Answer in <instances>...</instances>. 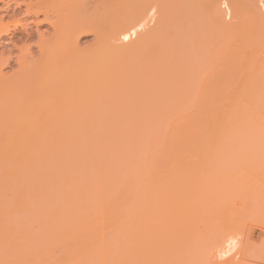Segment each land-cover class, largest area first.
I'll return each instance as SVG.
<instances>
[{
  "label": "bare ground",
  "instance_id": "obj_1",
  "mask_svg": "<svg viewBox=\"0 0 264 264\" xmlns=\"http://www.w3.org/2000/svg\"><path fill=\"white\" fill-rule=\"evenodd\" d=\"M228 1L233 10L229 24L228 17L222 16L224 8L220 12L219 0H125L121 5L133 13L125 25L141 23L146 28L129 44H121L112 31L100 44L104 63L97 68L89 65L88 59L94 56L86 54V59L72 51L73 40V45L63 43L61 46L66 48L62 50L54 37L44 41L45 48L41 45L40 65L24 62L19 81L4 79L1 68L5 65L0 66V92L8 94L7 106L3 100L8 112L0 116L10 124L7 128L6 118L0 119L6 128L0 129V181L6 179L2 180L8 183L5 190L11 192L1 194L4 200H0L6 202L12 195L10 203L6 202L9 206L0 205L10 213L8 237L14 249L9 250L18 255L10 252L13 264L16 259H34V254H29V244L35 245L36 258L37 252L49 258L53 249L67 244L60 246L59 254L65 250L59 259L53 255L56 260L51 264H196L193 261L200 250L206 249L204 245L202 250L201 244L217 235L218 226L225 225V220L222 223L217 216L221 212L217 206L227 201H220V196L225 200L222 190L210 185L220 178L223 183L230 176V172L229 176L224 173V167L217 174L215 169L206 168L210 166L209 156L212 162L215 159V152L203 159L209 153L205 149L215 145L226 148L232 143L239 146L242 142L252 147L254 142L264 141L263 135L253 134L264 133V13L260 0ZM1 3L4 6L0 12L6 14L0 17V48L5 39L13 42L17 38L24 19H39L40 15L45 16V21L51 19V7L45 4L48 2L0 0ZM11 11L13 16L22 17L5 25ZM151 11L154 14L150 15ZM149 22H153L151 27ZM58 26L54 24L53 30L59 35ZM17 39L25 42L32 37ZM7 57L9 61L11 55ZM187 145L197 149L207 145L203 147L206 152H200L201 148L198 151L199 162L203 159L205 165L201 163V167L206 168L200 169L203 176L200 170L198 175H191L193 171L189 174L181 166L182 160L194 151L184 150L188 155L183 158L177 154L174 167L178 166L172 167L176 151L187 149ZM212 165L218 170L215 163ZM190 175H197L200 181L194 179L197 183H192ZM233 176L228 180L233 181ZM225 185L221 184L222 188L234 192V184ZM0 187L4 193V186ZM250 199L244 198L245 202ZM261 200L256 204L261 205ZM248 210L252 212V206ZM232 214L230 218L234 219ZM225 216L229 217V213ZM0 224V228L4 226ZM14 241L20 250H16ZM23 249L29 257L22 253Z\"/></svg>",
  "mask_w": 264,
  "mask_h": 264
},
{
  "label": "rangeland",
  "instance_id": "obj_2",
  "mask_svg": "<svg viewBox=\"0 0 264 264\" xmlns=\"http://www.w3.org/2000/svg\"><path fill=\"white\" fill-rule=\"evenodd\" d=\"M30 1H34V2H38V3H44V2H48V3H45V4H47L49 7H51L50 9H51V11H52V13H51V11H50V21H45V16L44 15H40L38 18L39 19H37L36 17H28L27 19H24L25 21H24V26L23 27H18V29H17V31L19 32L16 36H17V38H24V37H26L27 35H29V36H31L32 37V40L31 41H25V42H19L18 41V39L16 38L15 40H13V42H11L8 38L7 39H5V41L3 42V47L1 46V48H0V66H2V65H5V66H3L1 69V74H2V76H4V79H8V78H10L11 80H15V81H19L20 80V77H21V74H22V72L24 71V69H23V66L25 65L24 64V62H26L27 63V61H33V62H35V63H37L38 62V64L37 65H40L41 63V61H42V59H43V55H41L42 53H40L41 51H40V47H41V45H43L44 44V41H46L47 39L48 40H50V39H53V37H54V42L56 43V41H58V43H57V46H61L63 43L65 44V43H67V42H72L71 40H73L74 42H75V48H73V50L72 51H74L75 53L78 51V52H80V54L79 55H81V56H83L82 58H86V56H89L90 55V58L92 57V56H94V58L93 59H88V58H86V59H88V61L90 62V60H91V64H89L90 65V67H92V68H97L98 66H100L101 65V62H103V56L102 55H100V51H99V49H100V44H102L106 39H107V37H108V35H110L111 33H116L117 35H118V37H119V40L121 41V44L123 43V44H129V43H131V42H133V40H136V39H138V34H139V32H141V31H144V29L146 28V27H144L143 28V26H141V25H139V24H141V23H136V24H132V25H125L126 24V21L128 20V18H130V16L133 14H131V12H130V10L129 9H127V7H125L124 5H121V4H123L122 2H125V0H30ZM49 1H51V2H49ZM73 2V3H72ZM121 2V3H120ZM219 2H222L221 4H219L221 7V9H220V12L222 13V11H224L225 12V14H223L222 16H223V18L225 19V18H227L228 19V24H229V20H230V18L232 19V17H233V15H232V17H231V14H233V10L231 9V11H230V7H231V4H229V6L227 5L228 4V0H227V2H226V0H219ZM55 4V5H54ZM73 4V5H72ZM117 4V5H116ZM260 5V8H261V11L264 13V0H260V3H259ZM119 5V6H118ZM4 6V4H0V7H3ZM15 6H13V8H14ZM123 7V8H122ZM54 8V10H52ZM222 8H224L223 10H222ZM226 8V9H225ZM229 8V9H228ZM263 8V9H262ZM24 9V8H23ZM59 9V10H58ZM114 9H115V11H114ZM56 10H57V12H56ZM100 10V11H99ZM129 10V11H128ZM222 10V11H221ZM55 13H54V12ZM60 12V13H59ZM116 12V13H115ZM223 12V13H224ZM4 13H5V11L3 12V11H1L0 12V17L2 16V15H4ZM6 14V13H5ZM114 14H115V16H114ZM121 14V15H120ZM152 14H154V11H151V14L150 15H152ZM227 14V15H226ZM59 15V16H58ZM17 16V17H16ZM16 16H13V12L11 11L10 12V16H8V17H6L5 19L6 20H4V24L6 25V23H12V24H14L13 22L15 21V23H16V19H19V18H21L22 17V15H16ZM117 17V18H116ZM151 16H149V18H150ZM43 18V19H42ZM59 18V19H58ZM226 19V20H227ZM74 20V21H73ZM148 20V19H147ZM146 20V21H147ZM150 20V19H149ZM233 21V20H232ZM232 21H231V23H232ZM33 22V23H32ZM50 22H53V24H51ZM57 22H58V24H57ZM118 22V23H117ZM234 22V21H233ZM150 24H148V26H152L153 25V22H149ZM152 23V24H151ZM227 23V22H226ZM60 25V27L58 26V28H59V35H58V33L57 34H55V32H54V30H53V25ZM117 25H120V26H117ZM135 25V26H134ZM11 26V25H10ZM114 26V27H113ZM126 26V27H125ZM141 26V27H140ZM26 27V28H25ZM11 28L13 29L14 28V26L12 25L11 26ZM62 28V31L60 30ZM136 28V29H135ZM100 30V31H99ZM117 30V31H116ZM113 31V32H112ZM78 32V33H77ZM136 32V33H135ZM57 35V36H56ZM128 35V36H127ZM36 36V37H35ZM97 36V37H96ZM42 38V39H41ZM7 40V41H6ZM43 40V41H42ZM47 40V41H48ZM70 40V41H69ZM122 40H123V42H122ZM8 41H10L9 43H8ZM120 41H118L119 43H120ZM6 42H7V44H6ZM74 42H72V45H73V43ZM13 43V44H12ZM4 44H6V45H4ZM12 44V45H11ZM25 44V45H24ZM45 44H46V42H45ZM63 44V45H64ZM16 45V46H15ZM19 45V46H18ZM30 46V47H29ZM44 46V45H43ZM46 46V45H45ZM45 46L43 47V48H45ZM25 48V49H24ZM61 49L62 48H66L65 46L63 47V46H61L60 47ZM9 49V50H8ZM25 50V51H24ZM63 50V49H62ZM25 53H24V52ZM9 53H11V54H9ZM24 53V54H23ZM82 53H84V54H82ZM86 54H88V55H86ZM9 55H11V59L9 60V61H7L6 59L8 58L7 56H9ZM26 55H27V57H26ZM86 55V56H85ZM264 55V54H263ZM80 56V57H81ZM100 60V61H99ZM20 63H19V62ZM93 62V63H92ZM95 62V63H94ZM28 63H32V62H28ZM40 63V64H39ZM104 63V62H103ZM24 64V65H23ZM93 64V66H91ZM97 64V65H96ZM96 66V67H95ZM4 74V75H3ZM16 74V75H15ZM6 77V78H5ZM9 80V79H8ZM1 86V85H0ZM4 92H6V91H4ZM2 93V94H1ZM0 97H1V99H0V107L1 108H3V111H1L0 110V114H1V116L3 115V113H5V111L6 110H4V108H5V106H4V104H3V102L6 100V106L8 105V103H7V99H5L6 97H8V94L7 93H3V91H1L0 92ZM7 94V95H6ZM6 96V97H5ZM4 97V98H3ZM4 100V101H3ZM3 106V107H2ZM6 108H8V107H6ZM5 108V109H6ZM6 112H8V109H7V111ZM6 114L7 113H5L4 114V116H6ZM0 116V119H2L3 117H1ZM5 118L6 117H4L3 119H4V121H5ZM1 121V120H0ZM6 121L8 122V123H6L8 126H6L7 128L8 127H10V124H9V121H8V119L6 118ZM1 123H3V120L1 121ZM1 123H0V126H2L0 129H6L5 127H3V125H5L4 123L1 125ZM243 133V132H242ZM245 134V136H250L251 134H248V133H243L242 135H244ZM246 134H248V135H246ZM253 134L254 135H258V136H264V133L263 132H261V134H260V132H253ZM260 136V137H261ZM250 143V142H249ZM262 145V147H261V145ZM254 142V146L252 145V147L250 146L249 147V144L247 143V142H242V144L241 143H239V146H238V144H236V143H232V145H230V146H228L229 144H226V148H228L227 150H226V148L224 147V145H222L223 146V148H219V147H221V145L220 146H207V145H205V146H203V147H206L207 146V149H205L207 152H209L206 156H205V154H204V156H202L203 157V159H205V158H209L210 157V159L207 161V163H210V166L209 167H206V168H212L213 170H214V172L216 173V172H219V171H223L224 169H226V170H224V173H226L227 174V172L230 174V176H229V174H227L228 176H229V178L228 179H230L231 180V178L230 177H232L233 176V174H234V176H233V181H236V182H234L233 183V181H230V180H228V179H226V180H224L223 181V183H222V178H220L221 180L219 181L218 179L217 180H214L213 182H212V184H214V182H215V186L214 185H210L211 187L213 186V188L212 189H217V188H219V190L221 191V194H222V197H223V199H225V200H222V198H221V194H219V196H220V201H223V202H225L226 203V201H227V203L226 204H221V205H219L218 204V206H217V208L219 207V208H221V212L217 215L219 218H221V221L220 222H222V220L224 221L225 220V223H223V225L225 224L226 225V227H225V225H224V227H223V225H222V227L223 228H220L219 226H218V228H220V230L217 228V231H218V233L216 232L215 233V235L216 236H213V235H211L209 238V240H205L204 241V243L202 242V241H200L199 240V242H201V243H203V245L201 244V249H202V247H203V249H205L204 247V245H206V249L205 250H203V251H201L200 250V254H198V256L200 257L201 256V258H199L198 256H197V258H198V260H197V258H196V260H195V262L193 261V259H192V261H193V263H196V264H216L217 262V264H264V209H263V211H262V209L261 208H263V207H261V206H264V202H263V200H264V141H260V142ZM263 143V144H262ZM247 144V146H245V145ZM251 144H253V142L251 143ZM250 144V145H251ZM176 145L177 144H173V145H171V146H173V147H175L176 148ZM237 145V147H234V146H236ZM243 145V146H242ZM180 146V145H179ZM183 146V145H182ZM185 146V145H184ZM188 146V148L186 149V147H185V149H184V147H183V150H179L178 149V152L175 150V149H173L174 151H176V153H175V156L172 158V160H171V165H172V167H174V165L176 164L175 162H177V160H176V158L175 157H177V154H179L178 155V157H184V156H186L187 157V155H184V150H186L187 152L189 151V152H197L198 153V155H197V153L195 154L194 152L191 154L190 153V155L188 156V158H184L182 161L183 162H181V163H184V164H181L180 163V158H179V163L181 164V166H183L184 168H186L187 170H188V173L190 174V172H192L191 173V175L192 174H195V172H197L198 170H203L204 168L203 167H201V163H202V165H203V162H202V160H200L201 162H199V159L198 158H201V157H199V156H201L200 155V153L198 152L199 151V148H201V146H199V148L197 149V147L195 146V148H194V146H192V145H187ZM232 146V147H231ZM172 147V148H173ZM201 148L200 149V152L201 151H204L203 149L204 148ZM208 147H210V148H208ZM230 147V148H229ZM241 147V148H240ZM244 147V148H243ZM257 147V148H256ZM171 148V147H170ZM169 148V149H170ZM180 148V147H179ZM191 148V149H190ZM214 148L216 149L217 148V150L215 151L214 150ZM248 148V149H247ZM260 148H262V149H260ZM177 149V148H176ZM181 149H182V147H181ZM195 149H196V151H195ZM222 149H224L225 150V152L223 151V152H220ZM231 149V150H230ZM260 149V150H259ZM170 150H172V149H170ZM172 150V151H173ZM209 150V151H208ZM244 150V151H243ZM252 150L255 152H252ZM180 151L182 152V153H180ZM206 151H204V152H206ZM215 152V155H213V153H212V156H213V158H215L214 160H213V162H212V158H211V156H209L208 157V155H211V152ZM262 151V152H261ZM184 152V153H183ZM203 152V153H204ZM219 152V153H218ZM225 154V155H223V157H221L222 156V154ZM252 153V154H251ZM230 154V155H229ZM257 154V155H256ZM197 155L198 157H196V160L194 159L195 158V156ZM217 155V157H215ZM218 155L220 156V158L218 157ZM191 156H194V157H191ZM225 156V157H224ZM229 156V157H228ZM256 156L258 157V158H261V159H258V158H256ZM190 157H191V159H194V160H191L190 159ZM234 157V158H233ZM242 157H244L243 158V160H242ZM250 157V158H249ZM175 158V159H174ZM218 158H219V160H218ZM238 158H239V161L240 162H238ZM245 158H246V160H245ZM174 159V160H173ZM178 159V158H177ZM225 159H226V161H225ZM184 160H187V161H184ZM198 160V161H197ZM211 160V161H210ZM227 160H228V162H227ZM251 160V161H250ZM205 161V160H204ZM205 161V162H206ZM223 161V162H222ZM257 161H259V162H257ZM192 162V163H191ZM195 162H197L196 164H195ZM205 162H204V164H205ZM221 162V164H219ZM224 162H225V165L223 166L222 164H224ZM236 162V163H235ZM241 162H243L244 164H246V165H242V164H239V163H241ZM253 163V164H250V163ZM178 163V162H177ZM215 163V166H217V169L218 170H216V167L215 168H213V166L214 165H212V164H214ZM234 163V164H233ZM219 164V165H218ZM233 164V165H232ZM249 164H250V167H249ZM255 164V165H254ZM261 164V165H260ZM263 164V165H262ZM207 166H208V164H206ZM212 165V166H211ZM178 165H176L174 168H176ZM203 166H205V165H203ZM242 166V167H241ZM254 166H256V167H254ZM262 166V167H261ZM224 167V169L222 170V168ZM245 167V168H244ZM259 167V168H258ZM206 168H205V171H206ZM221 168V169H220ZM243 168V169H242ZM257 168V169H256ZM262 168V169H261ZM198 171V172H201V176H203V171ZM208 170V169H207ZM213 170H211V171H213ZM229 170H231V171H229ZM239 170H241V172L239 171ZM246 172H245V171ZM260 170V171H259ZM261 170H263V171H261ZM245 172V173H247V174H244L245 176H241V175H243V172ZM253 171V172H252ZM198 172H197V175H198ZM240 172V175L238 176V173ZM205 173V172H204ZM217 174V173H216ZM256 174V176H254ZM190 175V176H191ZM195 176V177H193V176H191V178H190V176H189V179H191L190 181L193 183V181L195 182V180L194 179H196V177L198 178V176ZM232 175V176H231ZM253 175V176H252ZM237 176V177H236ZM257 176H258V178H257ZM238 177H240V179H238ZM251 177V178H250ZM193 178V179H192ZM201 178V177H200ZM242 178V179H241ZM244 178H246L245 180H247V184H246V181L245 180H243ZM250 178V179H249ZM262 180H261V179ZM1 179V178H0ZM3 180V179H2ZM2 180L0 181V186H4L3 187V189L5 190H7V188H8V183H5V184H7V186L5 187V184H4V182H6V179L5 180H3L4 182H2ZM197 181L199 180V179H196ZM249 180V181H248ZM254 180V181H253ZM257 180V181H256ZM261 180V181H260ZM8 181V180H7ZM197 181L195 182V184L197 183ZM200 181V180H199ZM248 182H249V184H248ZM250 182H252V183H250ZM255 182H257V183H255ZM262 183V185H261V183ZM2 183H3V185H2ZM224 183L226 184L225 186L226 187H229V186H231V185H233V186H235V187H233V188H235L234 189V192L233 191H229V188H227L226 190L224 189V187L222 188V186H221V184L222 185H224ZM217 184V185H216ZM245 185V186H244ZM254 185H255V187H254ZM260 185V186H259ZM244 186V187H243ZM250 186V187H249ZM216 187V188H215ZM246 187V188H245ZM256 187H258L257 189H258V191H255V190H257V189H255V190H253L254 188H256ZM262 187V188H261ZM1 188V187H0ZM230 188H232V187H230ZM243 188V189H242ZM2 189V188H1ZM0 189V190H1ZM252 189V190H251ZM259 189H261V191H259ZM5 190V191H6ZM238 190V191H237ZM239 190H241V191H239ZM244 190H246V192L244 191ZM263 190V191H262ZM4 191V193H3V191H2V193L0 192V195L2 194H10L8 191H6L5 192ZM244 191V192H243ZM252 191H254L255 192V194L257 195L258 193L257 192H259V194L260 195H255V194H252ZM226 192V193H225ZM238 192V193H237ZM240 192V193H239ZM253 192V193H254ZM228 193H231V194H228ZM237 193V194H236ZM241 193H244L243 195L241 194ZM246 193V194H245ZM239 194V195H238ZM241 194V195H240ZM261 194L263 195L262 197H261ZM7 195H4L5 196V199H6V196ZM233 195V196H232ZM237 195V196H236ZM219 196H217V198L219 197ZM247 196H249V198H247ZM258 197V199L260 198V200H261V205H258V203L256 204V202H258L257 200L258 199H256V198H254V197ZM10 198V197H12V195L10 196H7V198ZM212 197V196H211ZM230 197H232L233 199H236V200H234V206L232 205L233 204V199H231ZM238 198V200H237V198ZM1 199L3 198V196H1L0 197ZM8 198V200L6 201V202H9L10 203V199ZM216 198V197H215ZM213 199V202L214 201H216L217 202V200L216 199ZM229 198V199H228ZM244 198H245V200H247V199H250V198H252V199H250V200H252V201H250V203L252 202V204H254V207L256 208L257 206V209L259 210V207H260V209H261V211L259 212L258 210H256L255 208H253V205L251 204H249V201L247 202H245V200H244ZM253 198H254V200H253ZM3 200H4V198H3ZM211 200V199H210ZM0 201H2V200H0ZM6 202L4 201H2V202H0V204L1 203H5L4 205L6 206L7 204H6ZM211 203V202H210ZM215 203V202H214ZM244 203H246V204H244ZM248 203V204H247ZM0 205V206H2V207H0V212H2V213H4V215L1 213V215H3L2 217L0 216V223H3L4 224V226L3 227H1V228H3V229H1L0 228V231L2 230H5L2 234H1V236L3 235V234H5V235H7V236H5L4 235V237L2 238L1 236H0V264H10V262H11V264H13L12 263V261H13V257H11V253L10 252H13L14 254H16V252H14L12 249H14V248H12L11 247V244H10V242H9V240L11 241L12 240V238L10 237H8V233H9V236H11L10 235V229H8V228H10V225H11V220H10V213H6V212H4V211H6V210H9V209H6V210H4L3 208L5 207L4 205ZM229 204V205H228ZM210 205V204H209ZM211 205H213V203L211 204ZM252 206V212L251 211H249L248 209H249V207L250 206ZM4 206V207H3ZM7 206H9V205H7ZM224 206H226V207H224ZM232 206V207H231ZM9 208V207H8ZM226 208V209H225ZM234 208H236V209H234ZM245 210H244V209ZM249 211H247V210ZM256 211H255V210ZM223 210V211H222ZM228 211V212H226V211ZM229 210H230V212L232 213L233 212V216H234V219L233 218H230V212H229ZM240 210V211H239ZM242 210V211H241ZM251 210V209H250ZM225 211V212H224ZM253 211H254V213H253ZM258 211V212H257ZM9 212V211H8ZM246 212H248V213H246ZM251 212V213H250ZM224 213V214H223ZM228 214L229 213V217L227 216H225L226 214ZM263 213V214H262ZM7 214H9V217L8 218H5V216ZM224 215V216H223ZM235 215H236V217H235ZM8 216V215H7ZM232 216V217H233ZM237 216H238V218H239V220H238V218H237ZM242 216V217H241ZM245 216V217H244ZM229 218V219H228ZM235 218H236V220H235ZM241 218V219H240ZM246 218H248V220L246 219ZM250 218V219H249ZM243 219V220H242ZM246 219V220H245ZM259 219V220H258ZM218 221L216 222V223H219V219H217ZM242 220V221H241ZM244 220H245V223H244ZM253 222H252V221ZM232 221V222H231ZM261 221V222H260ZM263 221V222H262ZM211 222V221H210ZM215 222V221H214ZM229 222V223H228ZM246 222H248V223H246ZM5 223H7V224H5ZM8 223H10V225H8ZM216 223H215V225H216ZM221 223V224H222ZM241 223H242V225H241ZM231 224H233V225H231ZM241 226H240V225ZM245 224H246V226H245ZM1 225V224H0ZM215 225H213V231H214V226ZM220 225V224H219ZM228 225V226H227ZM211 226H212V224H211ZM208 227V226H207ZM217 227V226H216ZM238 227V229H236ZM4 228H7V229H4ZM230 228V229H229ZM208 229L210 230L211 228H210V225H209V227H208ZM226 229V230H225ZM236 229V230H235ZM7 230H9V231H7ZM225 230V231H224ZM230 230V231H229ZM221 233H220V232ZM223 231V232H222ZM239 231V234L237 233V232ZM243 231V233H240V232H242ZM225 232H226V234H225ZM231 232V233H230ZM233 232V233H232ZM1 233V232H0ZM221 234V235H220ZM229 234V235H228ZM220 235V236H219ZM247 236H248V239H247ZM7 237V238H6ZM220 239H218V238ZM225 237V238H224ZM243 238V239H242ZM5 239V240H4ZM248 241H247V240ZM2 240H4V241H2ZM2 241V242H1ZM5 242V243H4ZM23 242V241H22ZM205 242H206V244H205ZM207 242H209V244L207 243ZM219 242V243H218ZM247 242V245L245 244ZM8 243V244H7ZM18 243H20V242H18ZM213 243V244H212ZM13 245H17L16 243H15V241H14V243H12ZM20 244H22V246H23V244H26L27 245V243H20ZM69 245V244H68ZM71 245V247L70 248H72V247H74V245L73 244H70ZM69 245V246H70ZM21 246V245H20ZM60 246L62 247H64V246H67V244L66 245H59V246H57L56 248H58L59 249V251H56V250H58V249H53V250H55V252L53 251V255H54V258H60V254H62V252H64L63 251V249H62V252L59 254V252H60ZM69 246H68V248H69ZM247 246V247H246ZM251 246V247H250ZM260 246H261V248H260ZM9 247L10 248H12V249H10V250H12V251H10L9 250ZM15 247V246H14ZM17 247L18 248H16V250L17 249H19L20 250V248H19V245H17ZM26 247V246H25ZM24 247V248H25ZM28 247V246H27ZM26 247V248H27ZM35 247V245L33 244V245H31V244H29V247H28V251L30 252H28L27 251V253H26V249H23L24 250V252H22L23 254H27L28 255V257H29V254L31 255H33L34 256V259H32V261L34 260L35 261V259H37L38 260V258L40 257V256H42L41 255V252H37L38 253V258H36L35 257V255H36V252L34 251V248ZM249 247V248H248ZM3 248V249H2ZM29 248H30V250H29ZM66 248V247H65ZM246 250H245V249ZM259 248V249H258ZM249 249L251 250V251H249ZM9 250V251H8ZM18 250V251H19ZM65 250V249H64ZM21 252V251H20ZM20 252H19V255H20ZM29 253V254H28ZM249 253H251V254H249ZM23 254H22V257H25V258H28V257H26V256H23ZM44 254V253H43ZM46 254H48V255H50V253H45V255ZM8 255H9V257H8ZM13 255V254H12ZM17 255V254H16ZM53 255L52 256H49V258L48 257H46V256H44V257H46L45 259H46V261H44L45 259H44V257L42 256L39 260H41L40 262L39 261H37L36 260V264L38 263V264H41V262H42V264H47V262L49 263V262H53V260L55 261L56 259H54L53 258ZM247 255H249L250 257H248ZM6 256H7V258H6ZM13 256H15V255H13ZM18 256V255H17ZM16 257V256H15ZM21 257V258H22ZM31 257V256H30ZM28 258V259H23L22 258V260H25L24 261V264H33L34 262H32L31 261V258ZM260 257H261V259H260ZM11 260H10V259ZM19 258V257H18ZM48 258V259H47ZM58 258V259H59ZM211 258L213 259V260H211ZM9 259V260H8ZM20 259V258H19ZM7 262H6V261ZM21 260V259H20ZM20 260H17L16 259V261H17V263H18V261H20ZM21 260V261H22ZM263 260V261H262ZM15 261V260H14ZM19 262L20 264L23 262ZM200 262V263H197V262ZM213 261V262H212ZM4 262V263H3ZM207 262V263H206ZM16 263V264H17ZM54 263V262H53ZM14 264H15V262H14ZM23 264V263H22ZM49 264H51V263H49Z\"/></svg>",
  "mask_w": 264,
  "mask_h": 264
}]
</instances>
